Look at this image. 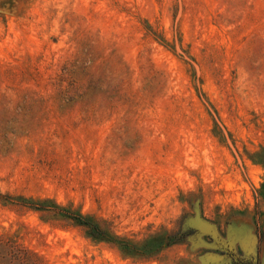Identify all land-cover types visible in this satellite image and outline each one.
<instances>
[{"label":"rangeland","instance_id":"374dc122","mask_svg":"<svg viewBox=\"0 0 264 264\" xmlns=\"http://www.w3.org/2000/svg\"><path fill=\"white\" fill-rule=\"evenodd\" d=\"M0 7V264H264V0Z\"/></svg>","mask_w":264,"mask_h":264},{"label":"flooded vegetation","instance_id":"af4514ba","mask_svg":"<svg viewBox=\"0 0 264 264\" xmlns=\"http://www.w3.org/2000/svg\"><path fill=\"white\" fill-rule=\"evenodd\" d=\"M195 234L196 230H194L193 228H189L183 233L185 237H193ZM222 252L226 255L227 258H225V260L227 262L229 261V264H254L252 259L244 257L239 251H234L232 249Z\"/></svg>","mask_w":264,"mask_h":264},{"label":"trees","instance_id":"16d2710c","mask_svg":"<svg viewBox=\"0 0 264 264\" xmlns=\"http://www.w3.org/2000/svg\"><path fill=\"white\" fill-rule=\"evenodd\" d=\"M263 152L264 151H261L258 154L263 153ZM57 207H59V206H57ZM59 208H61V207H59ZM61 209H63V208H61ZM70 217H72L73 219H75L77 221V223L83 224V225H86V226L90 227L91 228L92 235H95L96 232L99 229L98 226H97V224L91 222L92 220H91L90 217L82 216V215H79V214L71 215Z\"/></svg>","mask_w":264,"mask_h":264},{"label":"water","instance_id":"95a60500","mask_svg":"<svg viewBox=\"0 0 264 264\" xmlns=\"http://www.w3.org/2000/svg\"><path fill=\"white\" fill-rule=\"evenodd\" d=\"M2 8L0 7V10H1ZM250 257H252V256H250ZM254 257H255V255H254ZM257 258V257H256ZM253 261H254V258L252 259ZM255 262V261H254Z\"/></svg>","mask_w":264,"mask_h":264}]
</instances>
